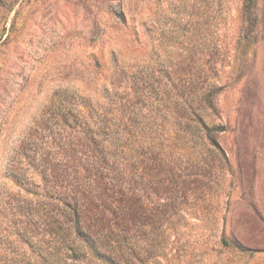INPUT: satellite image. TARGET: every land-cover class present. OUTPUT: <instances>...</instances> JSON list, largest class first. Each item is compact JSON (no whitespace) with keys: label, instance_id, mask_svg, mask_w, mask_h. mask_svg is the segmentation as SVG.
I'll use <instances>...</instances> for the list:
<instances>
[{"label":"rangeland","instance_id":"374dc122","mask_svg":"<svg viewBox=\"0 0 264 264\" xmlns=\"http://www.w3.org/2000/svg\"><path fill=\"white\" fill-rule=\"evenodd\" d=\"M0 264H264V0H0Z\"/></svg>","mask_w":264,"mask_h":264},{"label":"trees","instance_id":"16d2710c","mask_svg":"<svg viewBox=\"0 0 264 264\" xmlns=\"http://www.w3.org/2000/svg\"><path fill=\"white\" fill-rule=\"evenodd\" d=\"M91 186V183L90 185H87L83 182H78L75 186V193L77 196L75 208L76 225L78 232L84 236L86 242H90L92 238L88 234V231L90 232L95 226L104 225L109 222V218H107L106 214L101 210L99 213H92V209H90L91 212L89 211V208L94 204V196L92 194ZM108 188H110V186Z\"/></svg>","mask_w":264,"mask_h":264}]
</instances>
